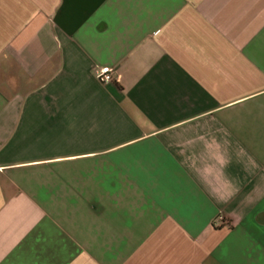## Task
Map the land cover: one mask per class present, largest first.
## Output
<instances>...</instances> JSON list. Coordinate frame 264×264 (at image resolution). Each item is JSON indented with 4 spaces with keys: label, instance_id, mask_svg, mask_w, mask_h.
Returning <instances> with one entry per match:
<instances>
[{
    "label": "crops",
    "instance_id": "1",
    "mask_svg": "<svg viewBox=\"0 0 264 264\" xmlns=\"http://www.w3.org/2000/svg\"><path fill=\"white\" fill-rule=\"evenodd\" d=\"M0 264H264V0H0Z\"/></svg>",
    "mask_w": 264,
    "mask_h": 264
},
{
    "label": "built area",
    "instance_id": "2",
    "mask_svg": "<svg viewBox=\"0 0 264 264\" xmlns=\"http://www.w3.org/2000/svg\"><path fill=\"white\" fill-rule=\"evenodd\" d=\"M95 74H96L97 78L102 82H106V81H110V80L114 79V70L112 67H110L108 65L97 68L95 70ZM218 219L221 221V220H223V217L220 216Z\"/></svg>",
    "mask_w": 264,
    "mask_h": 264
}]
</instances>
